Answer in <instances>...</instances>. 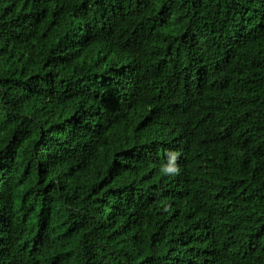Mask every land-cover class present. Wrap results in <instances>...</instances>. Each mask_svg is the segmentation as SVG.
Wrapping results in <instances>:
<instances>
[{
	"label": "trees",
	"instance_id": "16d2710c",
	"mask_svg": "<svg viewBox=\"0 0 264 264\" xmlns=\"http://www.w3.org/2000/svg\"><path fill=\"white\" fill-rule=\"evenodd\" d=\"M0 264H264V0H0Z\"/></svg>",
	"mask_w": 264,
	"mask_h": 264
},
{
	"label": "clouds",
	"instance_id": "9594fccd",
	"mask_svg": "<svg viewBox=\"0 0 264 264\" xmlns=\"http://www.w3.org/2000/svg\"><path fill=\"white\" fill-rule=\"evenodd\" d=\"M168 162L161 166L160 173L164 176H177L180 174V167L177 164V158L179 153L174 151H168Z\"/></svg>",
	"mask_w": 264,
	"mask_h": 264
}]
</instances>
